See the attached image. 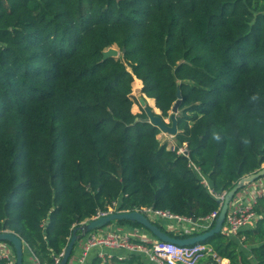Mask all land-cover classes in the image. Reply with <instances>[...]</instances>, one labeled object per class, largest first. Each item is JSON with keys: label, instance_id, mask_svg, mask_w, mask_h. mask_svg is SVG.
Instances as JSON below:
<instances>
[{"label": "trees", "instance_id": "trees-1", "mask_svg": "<svg viewBox=\"0 0 264 264\" xmlns=\"http://www.w3.org/2000/svg\"><path fill=\"white\" fill-rule=\"evenodd\" d=\"M112 46L120 56L104 60ZM136 77L165 119L181 88L175 138L189 157L133 112ZM262 166L264 0H0V232L19 234L40 264L115 202L202 219ZM255 210L254 227L198 244L264 264V195ZM110 259L91 264H152Z\"/></svg>", "mask_w": 264, "mask_h": 264}, {"label": "built area", "instance_id": "built-area-1", "mask_svg": "<svg viewBox=\"0 0 264 264\" xmlns=\"http://www.w3.org/2000/svg\"><path fill=\"white\" fill-rule=\"evenodd\" d=\"M167 136L168 138L164 143L167 144L169 149L189 157V150L186 145H179L176 138L172 135L167 134ZM203 181L212 191L209 181L206 178ZM225 194L226 192L217 195L222 201L221 206ZM262 195H264V177L241 189L230 203L223 232L235 235L240 230L255 225L258 220L255 205L258 198ZM220 209L202 219H198L197 222H193L192 218L176 215L167 210L145 208L143 212L157 220H176L178 224H182L186 228V233H190L196 229L199 232L211 229L215 224ZM116 211H120V209H118V203L115 202L107 212H100L94 218ZM108 227L91 231L80 240L79 253L76 255V259L73 260V257L71 258L69 264H88L90 255L95 249H99L97 256L102 260L114 256L119 260H124L131 254H139L152 264H220L221 261L216 254L211 253L210 247L203 244L181 246L156 239L154 236L151 238L141 237L138 234L131 235ZM26 248L27 250L30 249L29 253H31L30 255L34 260L33 264H40L39 258L32 252L25 241V250ZM63 253L56 257V264H59ZM205 254H212L214 260H205ZM0 260H5L6 264H16V253L11 244L0 242Z\"/></svg>", "mask_w": 264, "mask_h": 264}, {"label": "water", "instance_id": "water-1", "mask_svg": "<svg viewBox=\"0 0 264 264\" xmlns=\"http://www.w3.org/2000/svg\"><path fill=\"white\" fill-rule=\"evenodd\" d=\"M125 48L122 53H125ZM120 50L117 47H109L103 51V59L106 60L111 57H119ZM182 91L181 88L177 89V101L172 107L170 114V122H168L161 114V111H156L152 105L147 102V96L140 98V103L146 112L145 118H140L142 121L150 122L157 126L161 132L172 135L176 137L179 132L178 129V116L180 113V106L182 103ZM155 102V99H154ZM156 105V104H155ZM157 107V106H156ZM159 109V108H158ZM264 177V166L259 170L242 177L237 181L234 186L226 191L224 201L222 203L219 214L216 218L214 226L204 232H199L187 237H177L169 234L167 231L163 230L154 219L139 210H120L112 212L106 215H102L97 218L90 219L73 228L72 235L69 239L68 245L64 250L62 258L59 264H69L77 243L82 240L89 232L95 230H101L107 228L115 221L128 220L140 223L145 230L150 232L156 239L175 243L177 245H194L203 242L210 237L223 231V227L228 214L229 206L235 195L243 188L247 187L256 180ZM193 222H197V218H192ZM0 242H7L11 244L16 253V264H25V241L17 233L10 230H3L0 232Z\"/></svg>", "mask_w": 264, "mask_h": 264}, {"label": "crops", "instance_id": "crops-1", "mask_svg": "<svg viewBox=\"0 0 264 264\" xmlns=\"http://www.w3.org/2000/svg\"><path fill=\"white\" fill-rule=\"evenodd\" d=\"M135 82L138 83V85H141L143 87V81L141 79H138L137 77L135 78ZM145 95V94H144ZM162 137H168L166 133H163V132H160L159 134V138L161 139ZM163 225H165V227L168 229V230H171V231H175V232H185L186 233V228L182 225V224H178L177 222H173V221H165V220H159ZM255 225H252L251 227H254ZM108 228H111V229H116L117 231L119 232H123V233H128V234H131V235H140L141 237H147V238H151L153 237V235L148 232L147 230H145L144 228H135L133 227L132 225L130 224H119L117 223L116 221L113 222L111 225H109ZM248 228V227H246ZM250 228V227H249ZM80 243L81 241H79L75 247V251H74V254H73V260L76 259V255L79 253V250H80ZM246 249H249L248 247H245ZM26 251V250H25ZM99 249H95L92 251L91 255H90V259H89V262L88 264H91L93 259L95 257H98L97 256V253H98ZM26 252H30V249H28ZM26 252H25V255H26ZM31 254V253H29ZM75 257V258H74ZM110 258H107L106 260H108ZM144 259V258H143ZM104 260V261H106ZM111 260V259H110ZM149 262V261H148ZM25 264H31V262H27L25 260ZM71 264H75V263H71ZM220 264H230V261L229 259H221L220 261Z\"/></svg>", "mask_w": 264, "mask_h": 264}, {"label": "rangeland", "instance_id": "rangeland-1", "mask_svg": "<svg viewBox=\"0 0 264 264\" xmlns=\"http://www.w3.org/2000/svg\"><path fill=\"white\" fill-rule=\"evenodd\" d=\"M142 86L141 85H138V83H136L135 81L133 82V88H132V93H131V95H132V98H133V100H134V104H133V112L135 113V114H139V113H141L142 112V110H143V107H142V105H141V103H140V98H142V97H146V95H144V93L142 92ZM149 98L147 97V102L150 104V102H149ZM151 105V104H150ZM156 106V105H155ZM166 120L168 121V122H170V119L169 118H166ZM168 138V137H167ZM166 137H162L161 138V140L164 142L166 139H167ZM173 222H175L176 223V220H172ZM26 251H27V248H26ZM106 253H108L107 251H106ZM25 260L27 261V262H31V264H33L34 263V260H33V258H32V256L28 253V252H26V255H25Z\"/></svg>", "mask_w": 264, "mask_h": 264}, {"label": "bare ground", "instance_id": "bare-ground-1", "mask_svg": "<svg viewBox=\"0 0 264 264\" xmlns=\"http://www.w3.org/2000/svg\"><path fill=\"white\" fill-rule=\"evenodd\" d=\"M149 102L156 111H159V109L155 106L154 102L151 99L149 100Z\"/></svg>", "mask_w": 264, "mask_h": 264}]
</instances>
